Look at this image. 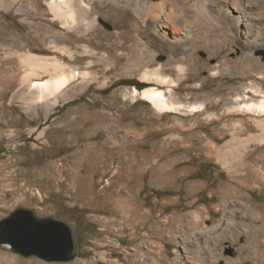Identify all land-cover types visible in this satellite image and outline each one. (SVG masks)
<instances>
[{
	"label": "rangeland",
	"instance_id": "obj_1",
	"mask_svg": "<svg viewBox=\"0 0 264 264\" xmlns=\"http://www.w3.org/2000/svg\"><path fill=\"white\" fill-rule=\"evenodd\" d=\"M251 1L239 6L264 36V0ZM11 9L0 0V42L37 46L41 19ZM110 23L102 37L124 49L80 41L82 51L96 45L101 55L83 57L88 83L51 112L15 102L16 74L30 67L0 47V221L29 209L68 224L75 246L71 260L45 261L0 245V264H264V51L250 49L231 22L233 42L206 41L185 53L145 28L137 35L129 22ZM45 37L51 47L33 52L59 55L60 41ZM117 53L129 58L113 65ZM159 60L163 81L144 71ZM146 90L163 94L144 97ZM210 147L240 154L246 167L235 173ZM252 167L258 177L249 188L224 194Z\"/></svg>",
	"mask_w": 264,
	"mask_h": 264
},
{
	"label": "bare ground",
	"instance_id": "obj_2",
	"mask_svg": "<svg viewBox=\"0 0 264 264\" xmlns=\"http://www.w3.org/2000/svg\"><path fill=\"white\" fill-rule=\"evenodd\" d=\"M9 1H11V10L18 13L23 20L41 19L36 29V32L40 33L37 35L39 41L37 46L34 47L29 43L28 45L24 44L21 40H15L13 43L2 40L0 42V47L4 49L5 54L9 55L11 59L17 57L22 63L30 67L26 74H16L17 78L18 76L20 78V83L17 87L15 102L34 110L46 107L47 111L51 112L60 101H66L73 97L76 93L72 90L73 87L84 86L88 83L85 75L89 67H80L85 63L88 64V61H85L83 57L88 54L92 58L99 57L101 53L95 47L96 45L82 51L80 41L93 42L97 45L102 44L106 47L115 46L119 51L122 49L120 40L113 41L110 40L111 38L104 39L102 37L105 34L107 35L110 21L116 18L120 21L129 22L137 35L145 28L155 42H161L170 49L179 48L182 53L194 49L206 41L217 43V40L224 39L226 42H233V38L226 29L231 22L237 37L244 39V43L250 49H256L261 53L264 51V36L260 30L253 28L254 23L250 20L251 18L239 6L240 0H145V3H142L141 0H42L45 3L43 8L36 6L34 0ZM245 1L249 4L252 3L251 0ZM96 9L98 11L95 13L94 10ZM101 14L103 18H101ZM46 19L57 21L61 27L59 31L54 30L48 22H45ZM262 19L258 18L257 20ZM170 26L174 30L175 35L173 37L168 35ZM45 32H52L56 39L60 41L61 46L55 48L57 49L55 52H59V55L45 56L33 52H42L51 47L46 40ZM46 42H48L47 45ZM82 46L86 47L85 45ZM125 53H117L111 63L117 65L120 61L128 59L129 56ZM136 54H132L136 60L138 56V59L142 58L139 52ZM65 55H67L66 59L64 58ZM133 62L135 63V61ZM159 65H161L160 60L157 67L150 70L145 68L144 71L147 74H153V76L157 75L162 81L166 80L168 75L166 76V74L158 71ZM179 67L177 65V69ZM72 83L75 84L71 86ZM31 86H36L39 91L42 90L41 94H38V96L32 94L30 92ZM161 92L146 90L143 95L144 97L155 94L158 96V94H163ZM160 99L157 101L160 102ZM263 103H260L262 104L261 111H264ZM261 140L264 141V134ZM209 153L216 154L225 166L232 167L234 170L245 166L240 154L237 156L236 153L229 150L222 152L210 147ZM242 156L245 155L242 154ZM262 159H264V151L262 152ZM256 167H252L245 177H242L241 173L233 177L232 180L239 184V187L235 185L228 186L224 189V194L231 196L242 194V189L249 188L251 182L258 177ZM234 172L238 173L236 170ZM259 231L264 235V219L261 221ZM225 261V264H233L230 261L227 262L226 258Z\"/></svg>",
	"mask_w": 264,
	"mask_h": 264
},
{
	"label": "water",
	"instance_id": "obj_3",
	"mask_svg": "<svg viewBox=\"0 0 264 264\" xmlns=\"http://www.w3.org/2000/svg\"><path fill=\"white\" fill-rule=\"evenodd\" d=\"M8 244L23 255L45 261H69L74 257L70 226L53 218H38L20 208L0 221V245Z\"/></svg>",
	"mask_w": 264,
	"mask_h": 264
},
{
	"label": "trees",
	"instance_id": "obj_4",
	"mask_svg": "<svg viewBox=\"0 0 264 264\" xmlns=\"http://www.w3.org/2000/svg\"><path fill=\"white\" fill-rule=\"evenodd\" d=\"M126 83L129 84V85H133V86H138V87H140L139 84H138L137 82H126Z\"/></svg>",
	"mask_w": 264,
	"mask_h": 264
}]
</instances>
